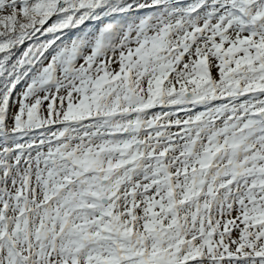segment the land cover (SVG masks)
<instances>
[{"label": "snow or ice", "instance_id": "obj_1", "mask_svg": "<svg viewBox=\"0 0 264 264\" xmlns=\"http://www.w3.org/2000/svg\"><path fill=\"white\" fill-rule=\"evenodd\" d=\"M0 264H264V0H0Z\"/></svg>", "mask_w": 264, "mask_h": 264}]
</instances>
